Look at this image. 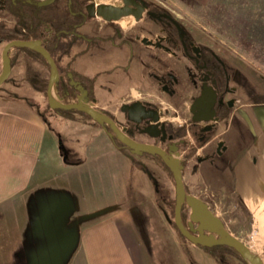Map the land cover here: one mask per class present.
I'll return each instance as SVG.
<instances>
[{
    "label": "crops",
    "instance_id": "obj_1",
    "mask_svg": "<svg viewBox=\"0 0 264 264\" xmlns=\"http://www.w3.org/2000/svg\"><path fill=\"white\" fill-rule=\"evenodd\" d=\"M183 1L185 6L178 9L195 37L191 27L195 17L182 10L193 11L205 20L212 17L216 0ZM4 18L9 23L5 21L3 29L10 25L23 30L17 19L6 15ZM119 22L126 28L133 19ZM96 23L102 26L99 19ZM64 28L59 20L53 27L30 33L29 36L36 37L30 40H39L51 53L59 75L70 72L74 81L88 82L92 96L89 102L120 128L126 125V114L120 111L123 104L139 101L154 108L155 102L165 101L175 109L182 104L179 97H171L169 90L164 89L163 84L168 82L155 77L160 74L158 61L169 66L168 54H152L154 60L148 64V55L141 52L142 48L133 54L119 51L105 32L97 40H82L88 43V48L79 38L64 33L56 40L55 32ZM8 56L11 71L0 86V216H10V224L4 225L8 238L7 244L3 240V247L13 252L25 247L40 248L24 232L41 230L43 226L39 225L37 216L65 212L70 218L67 224L75 230V253L69 264H198L195 257L184 260L170 254V248L166 249L165 212L170 196L160 188L157 191L138 165L142 162L158 176L161 174L158 171L166 169L163 162L150 154L131 159L90 118L79 112L49 108L46 97L49 69L43 58L29 48H11ZM52 92L54 100H59L55 84ZM24 98L30 102V98L37 100L48 111L47 119L42 109L33 102V107L28 106ZM76 101L77 97L69 98L70 103ZM234 102L214 130L205 135L210 140L208 143L200 141L201 136L192 124L178 126L186 130L179 148L182 179L186 191L193 195L184 182V168L191 161L190 172L201 173L217 189H228L227 193L234 196L247 216L240 230L246 237L230 234L248 246L264 264V100L237 98ZM147 137L150 138L137 133L134 139L152 143L153 140L143 141ZM189 138L196 143L195 148H188ZM212 141L217 147L221 142V150L218 152L216 148L213 153L217 156L212 157L210 152L200 156L199 151H205ZM193 196L203 200L211 210L204 198ZM6 209L11 212H5ZM175 235L179 236L177 232ZM35 239L40 240L37 236ZM193 247L195 252L206 253L198 246ZM207 255L208 258H199L203 264H219Z\"/></svg>",
    "mask_w": 264,
    "mask_h": 264
},
{
    "label": "rangeland",
    "instance_id": "obj_2",
    "mask_svg": "<svg viewBox=\"0 0 264 264\" xmlns=\"http://www.w3.org/2000/svg\"><path fill=\"white\" fill-rule=\"evenodd\" d=\"M151 1L162 6L176 19L181 21V23L183 22L184 26H187V21H185L183 14H181L180 8L178 9V7L184 5L183 0ZM36 2L38 1L30 0L24 3L23 9L31 16L34 22H39V29L53 27L54 21L49 16L55 13V7L52 4L39 6ZM212 9V17L205 20L201 19L202 16H197L193 11L187 12L185 8L182 11L189 13L190 17H195V19L191 17L193 18V21H191L193 26L191 27L195 33L197 43L211 47L226 63L228 73L226 80L228 88L232 90V94H229V96H233L234 100L237 98L249 101L264 100V0H216ZM86 29L87 28H85V30ZM85 30H77V37H82V33H85ZM86 34L91 36L90 30L88 32L86 30ZM144 39L145 43L153 41L152 36L148 35H144L143 40ZM78 40L88 48V45H86L87 43L82 41L83 39L79 38ZM145 43L144 45H147ZM3 45L4 44L0 46V51ZM78 49H81V47H78ZM146 54L149 58L148 64L152 63L154 60V58L151 59L152 57H150L152 53L147 51ZM176 63V60L170 59L169 67H167L168 71L173 70V72L176 73ZM164 71L166 70L161 69L158 72L163 74ZM163 87L165 89L164 84ZM185 97L186 95L182 94V97L178 98L182 104H179V107L176 109L170 108L164 100V102L158 101L154 103V108L159 113L160 118H163V120L160 119V124L167 122L172 128H177L178 126L190 127L191 114L189 112V102L186 101ZM30 100L42 109V107L38 105L37 100L33 98H30ZM234 100L230 99L232 105L235 104ZM174 110H176V112ZM42 111H44L43 115L45 119H47L48 111L43 109ZM130 129L129 133L131 132ZM137 139L139 138L137 137ZM151 140L152 139L148 137L143 139V141L148 142H151ZM188 140V148L191 146L195 148L194 146L196 143L191 140V138ZM170 144V140H167L162 144L160 143L159 146L167 148ZM216 148V143L212 141L208 144L205 151H199L200 156L201 154L205 155L210 152L212 157H216L217 155H213ZM220 150L219 148V151ZM192 164L193 162L188 161L186 165L187 168H184V182L189 192L204 198L211 207V210L216 213L215 215L223 220L224 228L244 239V237H246L245 232L241 233L240 230L244 227L247 216L242 206L237 203V200L232 194L229 192L227 193L228 189L225 191L218 188L219 191L216 186H213L208 180L203 178L201 173L197 174L194 171L190 172L189 168ZM158 173L161 174L153 176L158 183H161H159L160 189H162V191L164 190V192L170 196V200H168L170 204L166 206V213L171 217L170 206L172 205V198L174 197L173 178L166 169H162V171L160 170ZM185 211L188 213L187 209ZM5 212L10 213L11 210L6 209ZM64 214L66 213L63 212L59 215L52 212L50 217L45 215L37 216L39 225L43 226L39 228L41 230L30 233L24 232V234L27 238L32 240L33 244L39 245L40 248L25 247L18 252L17 250L13 252V249L11 250L8 247H3V245L5 246L3 240H6L7 244L8 238V235L4 233V225H7V223L10 224V216H0V264H28L30 261H32L30 264H69L75 253V230L72 226L67 224L70 218ZM165 224L168 225V247L166 249L170 248V254L183 258L184 260L195 257L200 261V263L198 261V264H203L202 262L204 261L199 258H208V255L199 251L195 252L193 246L196 245L182 239L180 236L177 237V235H175L176 230L166 218ZM36 236L40 240L36 241ZM175 237L178 241H176L177 239ZM217 251L216 249L215 252ZM227 262L228 264H244L243 259L235 254L228 256Z\"/></svg>",
    "mask_w": 264,
    "mask_h": 264
},
{
    "label": "water",
    "instance_id": "obj_3",
    "mask_svg": "<svg viewBox=\"0 0 264 264\" xmlns=\"http://www.w3.org/2000/svg\"><path fill=\"white\" fill-rule=\"evenodd\" d=\"M53 0H39V6L49 5ZM88 8V14L91 17H97L105 22L117 21L123 17H132L134 21H138L141 17L142 7H138L133 0H123V7H114L111 5H99L95 11ZM155 14H152L154 16ZM178 33L180 34L181 27L175 21ZM145 43V39L142 40ZM149 45L152 42H146ZM11 48H29L37 52L46 62L49 69V78L47 83L46 97L49 108L53 110H75L88 116L92 121L102 126L109 138L115 137L123 146L129 149L133 156H142L143 154H151L158 156L160 160L168 167L171 172L174 182V207H173V222L181 236L188 242L198 247L211 248L214 246H227L233 249L246 264H263L261 258L254 254L248 246L240 239L233 236L224 228V222L220 217H217L201 199L186 193L182 170L183 165L180 164L179 146L176 143H171L167 148H162L159 145L152 143L138 142L128 136L121 130L115 121L103 112L96 110L88 101L87 91L83 90L76 102L62 103L59 100L51 98V92L54 84L61 79L54 59L47 49L43 47L39 40H11L7 42L1 51V72L0 86L8 79L11 71V63L8 53ZM71 77V75H68ZM70 85L80 88L79 84L74 80H70ZM166 87V86H165ZM189 102V112L191 120L195 123L206 124L202 129L209 131L215 126L219 120L216 115L214 103L216 102V92L210 85H203L199 96H186ZM219 102H222L220 99ZM229 108L232 107V102H227ZM120 111L126 114L127 120L134 123H141L143 120L146 125L142 132L148 136L155 138L162 132V137L165 136L164 125L160 124V116L156 109H147L146 106L139 101L123 104ZM221 142H218L217 151ZM62 149V148H61ZM188 210L186 213L185 210ZM186 213L188 220L186 226L183 224L181 213Z\"/></svg>",
    "mask_w": 264,
    "mask_h": 264
},
{
    "label": "flooded vegetation",
    "instance_id": "obj_4",
    "mask_svg": "<svg viewBox=\"0 0 264 264\" xmlns=\"http://www.w3.org/2000/svg\"><path fill=\"white\" fill-rule=\"evenodd\" d=\"M28 1L30 0H0V31L4 30L2 28L3 23L6 21L4 20V15L13 17V19H19L16 11L11 13L6 8L10 5L15 8ZM133 1L139 8L142 7L140 11L141 17L138 21L133 20V23L126 28H123L119 21L127 18L133 19L132 17H123L117 21L105 22L100 18L91 17L88 14V8H90V6L94 9L99 5L123 7V0H53L51 4L55 7L56 11L49 17L52 18L54 23L61 20L64 25V22L67 20L65 29L63 30L65 34L71 38L78 36L77 30L83 31L87 28L86 30L87 32L90 30L91 36H88L85 30V33H82V37L79 36L77 38L86 41L97 40L98 38H101V35L105 32L106 37L111 41V45L116 47L119 51H126L133 54L134 52H138V48L141 47V52L147 53V51H150L152 54H168L169 60L173 59L177 61L175 67L176 73H174L173 70L168 71L167 67L169 66L158 61V64H161L160 70L164 69L166 71H164L163 74L155 76L157 79L167 81L172 87L170 90L169 85L164 84L166 86L165 89L169 90L168 94L171 97H182V94L197 97L199 96L203 85L206 84L212 86L216 92L214 108L216 115L219 116L218 122L221 121L222 117L231 109L227 106V102L230 99L234 100L233 96H229V94H232V90L228 88L226 80L228 77L226 63L215 53L214 50H212L211 47L198 44L187 26H184L183 22L181 23V21L176 19L162 6L151 0ZM93 8L92 10L95 11ZM152 14L155 15L152 16ZM96 19H99L102 22L101 27H99V24L95 23ZM8 21L9 20L7 19L6 22L9 23ZM173 21L177 22L181 27L180 34ZM11 27L14 26L9 25V28ZM14 28H17V26ZM22 31L24 34L27 33L24 29ZM142 34L152 36V44L144 45L142 42L143 39L140 38ZM220 99L222 102H219ZM146 108L150 109L149 107ZM145 121L148 120H143L141 123H134L127 120L126 117V125L121 128L118 127L134 139L137 133L147 135L142 132V129L146 126L144 125ZM190 121V124L197 128L198 134L204 139V142L208 143L210 140H207L206 136L210 131L214 130L215 126L209 131H203L202 129L206 124L193 122L191 116ZM166 124L168 123L163 122L164 129ZM129 129L131 130L130 133ZM161 137L162 132H160L159 136L155 138L150 137L153 140L152 144L159 145L157 141ZM187 220L188 217H186L183 212V224L185 226Z\"/></svg>",
    "mask_w": 264,
    "mask_h": 264
},
{
    "label": "trees",
    "instance_id": "obj_5",
    "mask_svg": "<svg viewBox=\"0 0 264 264\" xmlns=\"http://www.w3.org/2000/svg\"><path fill=\"white\" fill-rule=\"evenodd\" d=\"M23 5L24 4H21V5L17 6V7H15V8H13L12 5H10L6 9H8L11 13L16 11V13L18 14V18H19L17 20H18V22L21 23L23 29L26 30L27 33L24 34L23 31H21V28H19V27L18 28L11 27V28H8V29H4V30L0 31V46L2 44H4V43L8 42V41H11V40H30L31 38L32 39H36V37H31V36H29V34L32 33V32H33V34L36 33V32H38V29H39V25L38 24H39V22H34L31 19V16L28 13H26V11L23 9V7H24ZM18 9H19V12L20 13L18 12ZM66 21L64 22L65 25H66ZM61 33H64L65 34L64 30H58L56 32V34L54 36L56 40L59 39V37H60L59 34H61ZM24 49H27V48H24ZM36 54L39 57H41L37 52H36ZM68 75H71V77H68ZM73 79H74L73 78V75L70 74V73H67V74H65L63 76L61 75V79H59L57 81V83H56L55 86H56V89H57L58 96L61 99V102L62 103H70L69 102V98L77 97L78 95H80L83 92V90H86L87 91L88 101H91L92 100V96H91L90 90L88 89V86H89L88 85V82H86V81H84V82H78L80 88L77 89L75 86L70 85V80H73ZM23 100L26 102V104L28 106H30V107H33L34 106L33 103H31L28 99L24 98ZM57 111H62V112H77L75 110H69V111L57 110ZM39 114L42 115L41 113H39ZM81 114H83V113H81ZM83 115L86 116L85 114H83ZM86 117L89 118L88 116H86ZM164 131L166 132V136L159 138V140L157 141L158 144L163 143V142H165L167 140H170V143H176L179 146V148L183 145V142L184 141L182 140V137H184L186 135V130H185L184 127L172 128L169 124H166V127H165ZM111 140H112V142L117 147H119L120 149L124 150L126 152V154L131 159H133V155L129 152V149L127 147L123 146L120 142H118L115 139V137H113ZM201 140L204 141L203 138H200V141ZM61 153L64 154V152H63L62 149H61ZM155 157H157V159L160 160V158L158 156H155ZM63 159L65 161L64 156H63ZM181 162L182 161H180V164L182 165ZM138 165L141 168V170L144 171L147 174V176L149 177V179H151V181L153 182L154 188L157 191H159V188H160L159 187V184H158L157 180L154 178V176L151 173V171L142 162H138ZM164 166H165L166 170L169 172L170 176L172 177L171 172L169 171L168 167L165 164H164ZM185 191H186V189H185ZM186 193H188V192L186 191ZM171 204L172 205L170 206V208H171V217H172V219H171V217H169L167 215L166 212H165V217L172 224V226L176 230L177 234L182 239H185L183 236L180 235V233L178 232V230L175 227L174 222H173L174 198H173ZM185 215L187 217V214L186 213H185ZM181 218H182V221H183V213H181ZM199 248H201L207 254H209L212 257H214L215 259H217V261H218L219 264H228L227 257L230 256L231 254H235V255H237V256L240 257V255L238 253H236L233 249H231V248H229L227 246H214V247H211V248L199 247ZM216 249L218 250L217 252H215ZM243 262H244V260H243ZM244 264H246V262H244Z\"/></svg>",
    "mask_w": 264,
    "mask_h": 264
},
{
    "label": "bare ground",
    "instance_id": "obj_6",
    "mask_svg": "<svg viewBox=\"0 0 264 264\" xmlns=\"http://www.w3.org/2000/svg\"><path fill=\"white\" fill-rule=\"evenodd\" d=\"M51 98L55 99V94L53 92H51Z\"/></svg>",
    "mask_w": 264,
    "mask_h": 264
},
{
    "label": "built area",
    "instance_id": "obj_7",
    "mask_svg": "<svg viewBox=\"0 0 264 264\" xmlns=\"http://www.w3.org/2000/svg\"><path fill=\"white\" fill-rule=\"evenodd\" d=\"M79 98V97H78ZM181 125V124H180Z\"/></svg>",
    "mask_w": 264,
    "mask_h": 264
}]
</instances>
